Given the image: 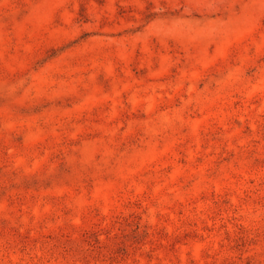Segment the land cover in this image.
Masks as SVG:
<instances>
[{
	"label": "rangeland",
	"instance_id": "374dc122",
	"mask_svg": "<svg viewBox=\"0 0 264 264\" xmlns=\"http://www.w3.org/2000/svg\"><path fill=\"white\" fill-rule=\"evenodd\" d=\"M0 264H264V0H0Z\"/></svg>",
	"mask_w": 264,
	"mask_h": 264
}]
</instances>
